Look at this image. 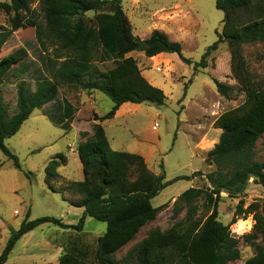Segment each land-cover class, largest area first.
<instances>
[{"label":"trees","instance_id":"trees-1","mask_svg":"<svg viewBox=\"0 0 264 264\" xmlns=\"http://www.w3.org/2000/svg\"><path fill=\"white\" fill-rule=\"evenodd\" d=\"M39 1L44 26H39L37 36L47 51L45 40L53 46V57H48L49 77L36 82L32 90L25 81L16 86V109L11 114L4 101L2 86L12 77L13 61L0 63V150L12 159L18 169L17 157L6 147L5 140L15 135L35 110L57 104L58 113L45 111L50 121L69 131L77 109L66 99L59 101L60 88L65 85L78 87L88 92H102L113 102L109 112L95 115L96 122L115 117L125 103L140 105L152 103L164 105V91L152 85L142 74L137 59L130 54L142 53L146 58L160 54H177L183 62L192 61L182 54L180 42L170 39L167 33L155 29L150 36L141 39L133 33L130 19L122 7V0H10L0 1V10L10 16L12 31L18 30L30 14L31 5ZM216 8L224 13L223 26L218 40L203 54L194 70L207 67V58L223 42L232 45L231 71L242 85L246 99L242 106L228 111L216 120L222 130L220 142L209 152V157L218 169L225 163L232 168L231 180L223 183L209 178L213 195L220 199L222 191L231 197L241 194L250 178H256L264 188V162H255V146L264 134V88L257 86L247 70L241 46L247 43H264V0H215ZM110 6V13L100 12ZM93 12L92 18H87ZM0 25V51L9 32ZM218 93L229 96L233 88L214 79ZM186 95V93H185ZM82 164L83 180L71 182L67 191L78 199L70 205L84 208L77 225H66L61 219L41 217L21 224L8 240L0 256L4 264L16 242L26 233L46 223L56 224L64 229L82 232L86 217L106 222L107 230L97 240L94 261L89 248L79 246L75 241L63 249L55 264H231L240 258L238 240L230 236L228 226L218 220V202L212 214L202 220L198 207L193 202L202 192L196 188L186 190L177 203H183L187 213L181 221L170 228L152 230L138 245L132 248L121 262L114 259L115 253L132 242L141 229L155 220L163 209L155 208L151 201L174 181L189 177H178L166 181L165 175H156L139 154L118 151L112 148L100 123L93 126V135L79 143L76 149ZM67 165L64 154L56 155L45 167V183L53 191L59 178L58 169ZM134 170V180L130 172ZM29 177L32 173L28 174ZM195 172L193 178L202 176ZM183 209L175 211L181 213ZM239 211V208L237 209ZM249 213L254 225L248 241L261 240L264 244V202L251 203ZM178 215V214H177ZM237 218L232 219L236 223ZM245 264H264V247Z\"/></svg>","mask_w":264,"mask_h":264},{"label":"rangeland","instance_id":"rangeland-1","mask_svg":"<svg viewBox=\"0 0 264 264\" xmlns=\"http://www.w3.org/2000/svg\"><path fill=\"white\" fill-rule=\"evenodd\" d=\"M122 7L136 37L145 39L153 30H162L171 40L181 43L183 56L192 63L183 62L177 54L146 58L142 53L133 52L130 55L137 59L142 74L164 91V105L133 104L138 107L129 109L124 115L96 122L95 115L103 116L111 110V99L99 91L88 92L65 85L60 88L59 101L66 99L77 109L69 131L54 125L44 114L45 111L59 112L57 104H49L45 109L35 110L20 130L5 140L21 168L18 169L0 150V256L28 213L29 221L54 217L66 225L78 224L81 212L70 205V201L78 196L67 191V187L71 182L83 180L76 148L93 135L94 124L100 123L113 149L143 156L148 168L156 175L164 174L166 181L189 177L172 182L151 201L153 207L162 206L163 209L132 242L115 253L117 262H121L152 230H166L183 220L187 211L183 209V203H177L178 199L186 190L196 188L202 192L193 202L198 207V217L208 218L218 202V220L228 226L230 236L239 242L241 256L231 264H245L264 247L261 240L246 239L254 225L249 206L264 202V188L253 177L236 197H231L225 190L219 201L216 195H213V201L207 196L214 188L208 178L211 174L223 183H228L232 174L230 163L218 169L208 155L220 142L222 134L216 120L223 113L242 106L246 99L242 85L231 71L232 45L221 43L207 58V67L194 70L208 47L218 40L224 13L216 8L215 0H122ZM31 10L16 31H12L10 16L0 10V25L5 29L2 31L9 32L0 51V63L13 61L12 77L1 89L11 114L16 109L17 84L25 81L35 90L36 82L50 75L47 58L53 57V46L45 40L48 49L45 51L37 36L38 27L44 26L39 1L31 5ZM111 11L112 8L107 6L100 12ZM94 15L91 12L86 17ZM241 50L253 82L264 88V43L243 44ZM214 79L231 86L232 93L227 97L218 93ZM254 151V161L264 162V134ZM58 154L67 157V165L59 167V178L55 181L56 188L63 192L53 191L45 183V167ZM133 172L132 169L129 174L131 181L134 180ZM195 172L203 175L193 178ZM29 173H32L30 177ZM180 208L183 209L181 213L175 211ZM234 217L236 223H232ZM241 220H249V228L240 229L237 223ZM106 230V222L89 216L82 232L53 223L42 224L16 242L4 264H55L62 250L73 241L80 247H88L91 261H94L97 240Z\"/></svg>","mask_w":264,"mask_h":264},{"label":"crops","instance_id":"crops-1","mask_svg":"<svg viewBox=\"0 0 264 264\" xmlns=\"http://www.w3.org/2000/svg\"><path fill=\"white\" fill-rule=\"evenodd\" d=\"M160 55H161V54H160ZM156 57H157V56H156ZM133 107H134V108H137L138 106H135V105H133L132 103H125V104H123V105L119 108V110L117 111V113H116V115H115L114 118L126 114L127 111H128L129 109L133 108ZM78 145H79V144H78ZM78 145H77V147H78ZM76 149H77V148H76ZM73 207H74V206H73ZM76 208H77V207H76ZM78 210H80L81 215H82L83 212H84V208H78ZM62 251H63V250H62ZM61 254H62V252L60 253V256H61ZM60 256L58 257L57 260H55L56 263L58 262ZM45 264H52V263L49 262V263H45Z\"/></svg>","mask_w":264,"mask_h":264},{"label":"bare ground","instance_id":"bare-ground-1","mask_svg":"<svg viewBox=\"0 0 264 264\" xmlns=\"http://www.w3.org/2000/svg\"><path fill=\"white\" fill-rule=\"evenodd\" d=\"M237 224H238V226H239L240 229L244 230V229L249 228L250 221L249 220H241Z\"/></svg>","mask_w":264,"mask_h":264},{"label":"built area","instance_id":"built-area-1","mask_svg":"<svg viewBox=\"0 0 264 264\" xmlns=\"http://www.w3.org/2000/svg\"><path fill=\"white\" fill-rule=\"evenodd\" d=\"M156 127L158 126V124L155 125Z\"/></svg>","mask_w":264,"mask_h":264}]
</instances>
